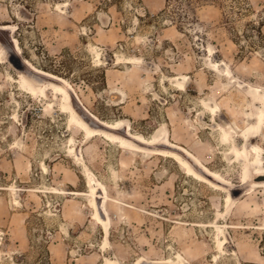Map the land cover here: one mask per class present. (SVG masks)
<instances>
[{"label": "rangeland", "instance_id": "obj_1", "mask_svg": "<svg viewBox=\"0 0 264 264\" xmlns=\"http://www.w3.org/2000/svg\"><path fill=\"white\" fill-rule=\"evenodd\" d=\"M0 47V264H264V186L246 183L254 167L235 151L264 164V131L243 136L264 116V0H0ZM25 59L68 78L92 128L144 151L72 125L52 90L22 86L20 71L52 81ZM77 97L133 132L167 133L226 181L165 139L103 127ZM87 170L112 197L108 229Z\"/></svg>", "mask_w": 264, "mask_h": 264}, {"label": "bare ground", "instance_id": "obj_2", "mask_svg": "<svg viewBox=\"0 0 264 264\" xmlns=\"http://www.w3.org/2000/svg\"><path fill=\"white\" fill-rule=\"evenodd\" d=\"M11 26L12 25H10V24L4 25V27H11ZM16 41H18V40H16ZM17 49H18L19 52H21L20 45H18ZM4 53H5L4 49H1V47H0V55H3ZM100 54H98V56H101ZM120 61L123 62V59L121 58ZM99 62L101 63L102 61L100 60ZM132 62H133V60H132ZM24 63L31 65L41 75L50 77L52 79V81L46 82L44 85H41V87H40L39 84H36L32 80H30V78H28L27 75L24 72L20 71L19 77H20L22 86L26 87L32 94L40 95V96H43V97H46V98L49 97V95H50L49 91L52 90L53 100L57 99L59 104H60V106H61V109L64 112H66L71 117L72 125L77 126V127L81 128L82 130H84L88 134V136L103 135V136L107 137L108 139H110V141L113 140L114 142H119L121 144L122 148L125 147V148H130V149H133V150H136V151H144L143 148H141L140 146L135 144L131 139H129V138L125 137V136H122V135L118 134L117 132H110V131H106V130H100V129L92 128L90 126L89 122L87 121V119L79 112V110L76 108V106L72 103V99H71L72 94L70 93V90L73 91V88H72L73 85L68 80V78H66V77H64V76H62L60 74H57L55 72H51V71L36 67L28 59L23 60V64ZM100 63H98V65H100ZM182 82L180 84H182ZM183 86H181V87H183ZM77 100L79 101V103H81L83 105L82 99L80 97H77ZM83 107L87 111V113L91 117H93V119L96 122H98L100 125H102L103 127L111 129V130H118V129H122L124 126H126L127 133L133 139H135L137 141H140L143 144H149V145L157 144L158 142H160L163 139H165V143L166 144H168L170 146H173V147H177L179 149H182L189 157H191L193 159V161L195 163H197L201 167V169H203V171L207 175L215 178L216 180H218L220 182H225L226 181V179L218 171H216V170L210 168L208 165L204 164L197 155L193 154L186 147L180 146V145L174 143L171 139H167V133L166 134H159L160 133L159 132V133L154 134L151 137H147V136H145V134L138 133V132H133L131 130V125L128 124L123 119H119V120H116V121H113V122L107 121L105 119H101L100 117H98L87 106L83 105ZM215 114H217V113H215ZM14 117H17V116H14ZM15 119H17V118H15ZM257 119H258V122L254 123L252 125V127L250 126L247 130H245V134L243 135L245 140H247L248 142L250 140L252 141V138H254L255 136H258L260 134V132L264 131V120H263L264 116L261 115L260 117H257ZM249 129H256L257 131L252 136H249V132H248ZM71 141H72V139H71ZM73 142H75V141L73 140ZM235 151L239 154L240 158L245 159L248 162L247 164H249V166L254 167V169H252L253 170L252 171L253 174L247 176L248 179H246V183L248 184V182H250V185L253 186V187L264 186V179H259L261 177H264V164L262 162V159L259 156H256L255 158H251L250 154H249L248 146L245 147V148L244 147L241 148V147L236 146L235 147ZM153 152L155 154L165 155V156H169V157L174 158L183 167H185L190 172V174H192L193 176H196V177L200 178L201 180H203V181H205V182H207V183L219 188V186H217V184H213V182H211L206 177H204L203 174H201L194 167V165L190 162V160H188L187 158H185L184 156H182L178 152L173 151V150H168V149L154 150ZM44 167L46 168V166H44ZM86 175H87L86 178H87V180H88V182L90 184V187H91V194L93 196L92 197L93 198L92 203L95 206V216L98 219V221L106 229H108L109 228V224H110V216H109L108 209H107V202L112 197L110 196L106 185L104 183L100 182L99 179H97V177L95 176V174L92 171H88ZM236 189H238V188H236ZM71 192L74 193V194L80 193L77 190H73ZM98 194L100 195L99 197L101 198V200L98 199L99 197L97 199L95 198V196H97ZM220 233H221V231H220ZM223 241H225V240L223 239Z\"/></svg>", "mask_w": 264, "mask_h": 264}, {"label": "water", "instance_id": "obj_3", "mask_svg": "<svg viewBox=\"0 0 264 264\" xmlns=\"http://www.w3.org/2000/svg\"><path fill=\"white\" fill-rule=\"evenodd\" d=\"M11 60H12V62L14 63V64H16L17 65V63H15V61L11 58ZM259 179H264V177H261V178H259Z\"/></svg>", "mask_w": 264, "mask_h": 264}]
</instances>
